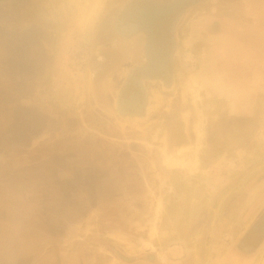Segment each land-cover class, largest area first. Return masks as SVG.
I'll use <instances>...</instances> for the list:
<instances>
[{
    "label": "rangeland",
    "instance_id": "obj_1",
    "mask_svg": "<svg viewBox=\"0 0 264 264\" xmlns=\"http://www.w3.org/2000/svg\"><path fill=\"white\" fill-rule=\"evenodd\" d=\"M125 1L0 0V185L58 158L51 176L43 167L44 206L61 202L54 212L65 215V230L53 246L67 264H177L189 254L201 259L204 246L225 255L203 264H264V245L255 256L230 258L264 198V16L246 12L255 0H207L187 12L175 92L158 122L126 130L88 113L86 68L98 20ZM205 14L217 18L213 27L198 22ZM217 29L222 39L204 40ZM14 35L43 48L18 56ZM25 104L49 115L32 143L10 114ZM41 147L48 155L34 161Z\"/></svg>",
    "mask_w": 264,
    "mask_h": 264
},
{
    "label": "flooded vegetation",
    "instance_id": "obj_2",
    "mask_svg": "<svg viewBox=\"0 0 264 264\" xmlns=\"http://www.w3.org/2000/svg\"><path fill=\"white\" fill-rule=\"evenodd\" d=\"M174 1L126 0L116 6L110 4L98 20L86 61L88 113L93 120L116 123L126 130H142L159 121L156 116L165 109L162 103L175 92L183 70L179 25L187 12L207 0H187L181 6L161 12ZM12 14L10 11L9 15ZM209 15L212 17L205 14ZM9 19L4 22H14ZM216 20L212 17L206 23L207 28L213 27ZM15 37H9V41L16 48L20 39ZM17 125H22L21 118ZM46 135L47 132L41 135V146H46L47 139L43 138ZM42 149L40 159L34 161H42L48 155L47 149ZM259 202L248 227L233 244L231 259L255 256L264 245V198ZM200 250L201 259L199 253L189 254L184 262L177 264L212 263L225 255L223 250L218 254L210 252L208 246Z\"/></svg>",
    "mask_w": 264,
    "mask_h": 264
},
{
    "label": "crops",
    "instance_id": "obj_3",
    "mask_svg": "<svg viewBox=\"0 0 264 264\" xmlns=\"http://www.w3.org/2000/svg\"><path fill=\"white\" fill-rule=\"evenodd\" d=\"M255 1V6H249L246 8L248 10L246 12H248V14H254L255 18L264 16V1ZM209 20H212L210 15L202 16L198 22L206 24ZM196 30H198V28ZM224 34L225 31L218 29L209 31L206 33V38L204 40L209 41V37L222 39ZM9 43H11V41H9ZM221 45H223V42H221ZM16 48L20 50L23 56L25 55L31 58L33 57V51L38 48L42 49L43 45H29L23 43L18 44ZM219 48L220 47H218V49ZM18 50H16V55L20 56L19 52H17ZM30 64L33 65L35 63L30 62ZM203 65V71H205V64L203 63ZM30 87L31 84L29 83L28 89H30ZM10 104L11 102L9 105ZM21 107L20 109L11 110L10 114L12 116L15 112L16 120L21 118L22 125L19 126L18 135L21 133V137L24 139L25 143H32V140L36 136L35 131H42L46 128V125H49V115L45 112L43 113L37 106L31 104H25ZM33 113H35L36 116L35 122H33V118L30 119L29 117V114L32 115ZM18 114L21 116L18 117ZM11 121L10 119V123H12ZM32 130L34 131L32 132ZM55 159L58 158H51L47 160L45 164L31 165L21 171H15L14 177H12L14 180L11 181L12 184L14 183L13 186L7 181H4L3 184L0 185V264H67L62 258L63 253H61L60 247H58V251L55 253V246H53V243H61L58 242L59 239L56 238L55 235H62L65 230V215L54 212V210L57 211V209H54V206H61V202H56V204L51 203L48 209L49 212L46 211L47 209H45L44 206L48 199L49 188H46L43 182L44 178H47L43 174V167L45 165L49 166L51 176V173H53L58 163V160L55 161ZM34 169H37V172H34ZM19 174L25 179L20 181L17 185L21 178ZM57 174L60 178L66 177L62 175L61 171H57ZM34 178H41L42 184L38 187L34 186ZM75 198L77 199L76 194L73 197V202ZM26 204H29L28 206L33 211L31 212L32 221L30 223H25V214L29 213L25 209ZM1 220L3 221L2 223ZM72 224L74 225L75 223L72 222ZM16 227H19V229ZM60 240L63 239L61 238Z\"/></svg>",
    "mask_w": 264,
    "mask_h": 264
},
{
    "label": "water",
    "instance_id": "obj_4",
    "mask_svg": "<svg viewBox=\"0 0 264 264\" xmlns=\"http://www.w3.org/2000/svg\"><path fill=\"white\" fill-rule=\"evenodd\" d=\"M185 1H187V0H175L173 3H171L170 6L163 8L161 12H167L169 10H172V9L178 7V6H181L185 3Z\"/></svg>",
    "mask_w": 264,
    "mask_h": 264
},
{
    "label": "bare ground",
    "instance_id": "obj_5",
    "mask_svg": "<svg viewBox=\"0 0 264 264\" xmlns=\"http://www.w3.org/2000/svg\"><path fill=\"white\" fill-rule=\"evenodd\" d=\"M190 78H191V77H190ZM195 79H196L195 75H194V76H192V78H191V82H195ZM171 163H173V164H174V163H175V160H174V162H171ZM171 163H170V164H171ZM171 165H172V164H171Z\"/></svg>",
    "mask_w": 264,
    "mask_h": 264
}]
</instances>
